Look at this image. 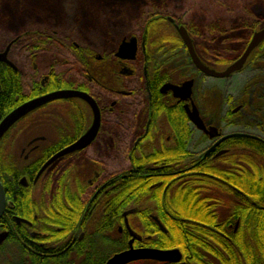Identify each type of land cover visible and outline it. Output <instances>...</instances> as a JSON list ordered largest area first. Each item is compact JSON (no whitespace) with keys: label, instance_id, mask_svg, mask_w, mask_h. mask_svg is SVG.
<instances>
[{"label":"flooded vegetation","instance_id":"obj_1","mask_svg":"<svg viewBox=\"0 0 264 264\" xmlns=\"http://www.w3.org/2000/svg\"><path fill=\"white\" fill-rule=\"evenodd\" d=\"M137 2L135 22L125 34H119V38L115 37L118 24L103 33H89L83 41L74 36L60 40L62 47L70 44L74 49L81 48L75 59L76 71L67 74V87L64 88L43 91L52 69L41 70L37 62L40 51L34 49L25 54L20 48L21 34L5 37L0 42V124L27 102L60 91L87 95L99 113V127L92 142L59 158L44 170L47 161L75 144L92 128L94 112L83 99L68 97L47 102L25 114L0 137V176L6 175V178H0L5 194L0 218V236H3L0 264H105L109 259L105 260L106 253L115 250L119 236L124 232L129 237L125 250L132 239L131 233L139 238L134 240L135 249H155L142 246L144 240L153 237L139 231V218L134 216L137 201L132 200L129 208L120 213L122 221L95 212L99 204L96 198L107 192L106 175L138 173L140 178H151L149 188L161 191L159 200L163 202L174 182L179 185L191 176L213 178L205 171L211 170L229 154L231 144L237 138L245 139L246 186L250 177V141L261 147V158L264 159V136L250 134L248 126H242L246 129L242 132H234L235 122L227 117L229 112L232 115L244 112L242 104H234L230 95L222 97L217 88L200 86L201 78L210 77L194 66L176 27L185 28L200 61L208 68L216 69L200 58L197 41L182 23L187 12L180 14L179 20L171 16L168 14L169 0H132L127 4L133 6ZM152 3L157 5L156 9L145 7ZM254 7L260 11L264 9V0ZM152 13L154 15L147 20L154 19L162 24L166 34L148 36L145 24L141 22ZM263 27L264 23L256 29ZM130 40H135L136 45L132 58H129L128 50L124 51V58L117 57L119 46ZM224 40L228 42V38ZM209 58L216 60L218 57ZM250 59L251 56L244 67ZM56 64L53 60V72ZM190 80L193 82L191 96L186 101L166 89V86L179 87ZM251 101L249 98V103ZM192 107L202 121V128L196 127L188 118L187 112H191ZM185 127L189 134L187 139ZM181 138L179 150L176 141ZM65 171H70L83 183L80 190L69 187L70 198L74 197L69 202L63 199V191L58 199L55 177ZM165 178H170L166 184ZM221 184L234 190L224 182ZM18 197L21 201H17ZM216 203L210 201L209 205L216 207ZM238 204L243 208L245 247L243 254L238 253L240 258L237 260L239 264H263L251 239L264 231L263 221L259 222L260 214L264 213V198L252 199L245 195L243 202ZM60 205L66 210L60 209ZM150 217L159 230L165 232L160 220L153 215ZM193 223L207 227L200 222ZM109 225H114L111 230ZM239 225L238 219L228 228L236 232ZM109 244L110 249L107 248ZM231 250L238 252L235 247ZM178 252L180 260L177 263L150 262L217 264L216 258L205 249H199L195 263H191L193 257L185 251ZM230 264L234 263L230 260Z\"/></svg>","mask_w":264,"mask_h":264},{"label":"trees","instance_id":"obj_2","mask_svg":"<svg viewBox=\"0 0 264 264\" xmlns=\"http://www.w3.org/2000/svg\"><path fill=\"white\" fill-rule=\"evenodd\" d=\"M130 1L132 0H127L126 3ZM169 2L170 11L168 14L178 20L179 17L182 18L180 14L187 12L185 18L181 19L182 23L197 41L200 58L207 61V64L216 70L225 68L237 59L244 51L253 29L264 23V13L257 14L254 11H249L248 8L236 4L237 0H191L189 3L185 0H169ZM184 3H186L185 6ZM156 6L155 3H152L145 7L156 9ZM103 8L106 17H108V11H112L113 7L104 6ZM137 9L132 10L134 15L137 13ZM65 11L68 12V9ZM153 13L141 22V24H145L146 33L148 36L160 35L159 33L166 34L165 29L161 28L162 24L156 23L154 19L153 21L147 20L154 15ZM64 18L63 14L61 18L53 19V27L42 23H30L20 33L22 35L20 48L25 51V54L28 55L34 49L40 51L41 54L38 56L37 62L41 70L52 69L50 79L43 87V91L67 87V74L76 71L74 64L77 62L75 59L81 48L74 49L70 44L67 47H62L60 40L62 41L64 37L74 36L79 41H83L84 30L80 31V26L77 25L78 21L71 30L60 28ZM65 19L67 20V18ZM103 32V30L95 31V33ZM242 33L246 34L245 38L241 36ZM235 34L238 35L235 36ZM231 36L233 41L244 42L237 52L231 46H224L223 42L226 43L224 38H228L229 42ZM215 55L218 57L216 60L209 58ZM71 57L74 60H71ZM53 60L57 61L54 72ZM246 68H251L257 74L255 73L256 75L245 83L242 90L243 96L237 100V103L242 104L245 111L235 115L229 112L227 117L235 122L234 127L256 128L264 135V43L255 49L248 65L241 71ZM55 72L57 73L54 75ZM249 98H252L251 103H249ZM244 113L249 114L252 118L247 123L244 122L246 116ZM174 136L177 139L176 133ZM184 136L185 139L189 136L187 127H185ZM182 138L176 141V148L179 150H181ZM244 149L245 139L233 140L229 154L223 157L222 161H218L211 170L205 171L213 178L206 180L199 176H191L184 179L179 185L174 182L165 193L163 202L159 200L161 191L149 188L152 183L149 180L151 178H140L138 173L117 174L114 172L109 176L106 175L104 181L107 182L105 188L107 192L101 193L96 198L99 204L95 212H99L111 220L114 218L118 222L121 220L120 213L127 210L131 201L135 200L137 201V213L134 216L139 218V231L153 237L151 240H144L145 244L142 246L159 250L185 251L193 257L191 263L196 262L199 249H205L207 253L216 258L217 264H230V260L234 264L237 262L239 264L238 253L243 254L245 247L243 238L245 228L242 217L243 208L238 203L243 202L245 195H249L252 199L264 198V159L261 158L263 151L260 146L254 145L250 141V170L248 172L250 177L249 185L246 186L247 171L243 161ZM10 176L13 177L12 174ZM2 177L4 179L6 175L0 176V178ZM55 177L58 180V199L63 191L64 198H61L68 202L73 201L74 197L70 198L72 192L69 187L73 186L77 190L83 188V183H80L70 171L59 173ZM165 179L164 184L170 178ZM221 182L232 186L234 190L228 189ZM17 201H21V198L18 197ZM210 201L218 202L217 206L209 205ZM61 207L63 206L60 205V209ZM64 210L66 209L64 208ZM152 215L160 220L165 232L159 230L156 222L150 217ZM129 219L131 225L132 216ZM238 219L240 221L239 229L233 232L228 228V225ZM262 221L264 223V213L259 216V222ZM193 222H200L207 227H199ZM109 226L111 230L114 225ZM109 229L107 226V230ZM128 240L127 233L121 234L117 247L114 248V251L106 253L105 260L113 254L124 251L127 248ZM251 242L253 247L258 250L264 264V231L260 236L254 235ZM231 247L237 248L238 252L235 251L236 249L235 252L232 251ZM135 264L157 263L140 261Z\"/></svg>","mask_w":264,"mask_h":264},{"label":"rangeland","instance_id":"obj_3","mask_svg":"<svg viewBox=\"0 0 264 264\" xmlns=\"http://www.w3.org/2000/svg\"><path fill=\"white\" fill-rule=\"evenodd\" d=\"M127 0H0V42L5 37L13 38L20 35L22 29L30 23H42L53 27V19L61 18L64 14V22L61 23L60 28L71 30L76 25L80 26L79 29L84 30L83 35L85 39L89 33L99 32V30H108L113 25H118L115 37L122 36L134 23L135 15L132 10L139 8V3L135 5H128ZM147 1V0H146ZM191 0H185L189 3ZM261 0H237L238 5L248 8L249 11L256 13H264V9L257 10L255 5L261 4ZM122 3V4H121ZM179 3V2H178ZM177 3V4H178ZM186 3H184V6ZM250 5V6H249ZM113 7L112 11H108V17L104 13L103 7ZM141 7V6H140ZM260 8V7H259ZM68 9V12L65 11ZM104 13V14H103ZM260 29V28H259ZM253 29V32L257 31ZM233 35V34H232ZM238 34H235L237 36ZM241 36H245L242 33ZM244 37V38H245ZM229 42H223L226 47L235 48L236 52L244 43L239 40L233 41L232 36ZM190 66V65H189ZM192 69V67L190 66ZM251 68L233 74L227 79H214V78H201L200 86L202 88H217L221 91L222 97L230 95L236 104L238 99L243 96L242 90L245 83L250 80L255 74ZM227 109V108H225ZM224 112V108L222 113ZM224 114V113H223ZM222 114V115H223ZM246 114L244 122L247 123L252 118ZM243 122V121H242ZM246 130L245 127H234V132H242ZM250 134L263 137V133L256 128H249ZM111 246V244H109ZM107 245V248H112ZM109 249L107 251H109ZM105 251V252H107Z\"/></svg>","mask_w":264,"mask_h":264},{"label":"water","instance_id":"obj_4","mask_svg":"<svg viewBox=\"0 0 264 264\" xmlns=\"http://www.w3.org/2000/svg\"><path fill=\"white\" fill-rule=\"evenodd\" d=\"M177 34L179 38L182 40L184 45L187 48L188 54L190 55L192 62L194 66L203 74L210 78L214 79H224L227 78L239 71L242 70L244 67L247 59L251 56V54L254 52L256 48H258L263 42H264V27L259 29L258 31L254 32L248 45L246 46L244 52L242 55L235 60L233 63H231L229 66H227L222 71H216L213 69L208 68L205 66L200 59L197 57V55L194 52L191 39L185 30L184 27H176ZM128 50L129 58H132L135 50V40H130L128 43H122L117 52V57L124 58L123 53L124 51ZM193 82L187 81L184 82L181 86H166V89H169L173 92V95L175 97L180 98L183 101H186L191 96V88H192ZM68 97H79L83 99L85 102H87L90 107L92 108L94 112V123L90 131L85 134L79 141H77L72 146L60 151L58 154H56L54 157H52L47 163L44 165V170L47 166L55 162L61 157H64L68 153L74 152L76 150H80L88 146L92 140L94 139L96 132L99 127V113L98 109L95 105V103L89 98L87 95L83 93H77V92H71V91H60L48 94L46 96H43L41 98H37L35 100H32L30 102H27L17 110L13 111L1 124H0V137L21 117H23L28 112L44 105L47 102H52L55 99H62V98H68ZM189 120L198 128H202L203 124L201 119L199 118V115L194 107H192L191 112H187ZM212 131H214L217 134L216 129L212 128ZM5 206V194L3 187L0 184V218L3 214ZM132 239L130 240L128 244V249L125 251H122L120 253H117L110 257L105 264H131L135 262L140 261H156V262H174L177 263L180 260V254L178 250H157V249H149V248H138L135 249L133 247V243L135 239L139 238L131 233ZM3 236H0V242L2 241Z\"/></svg>","mask_w":264,"mask_h":264}]
</instances>
